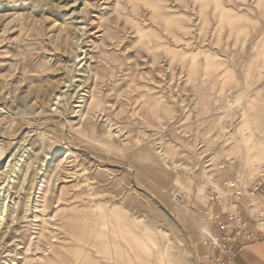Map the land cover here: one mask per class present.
Masks as SVG:
<instances>
[{"label": "rangeland", "instance_id": "obj_1", "mask_svg": "<svg viewBox=\"0 0 264 264\" xmlns=\"http://www.w3.org/2000/svg\"><path fill=\"white\" fill-rule=\"evenodd\" d=\"M227 181L257 213L264 0H0V264H205Z\"/></svg>", "mask_w": 264, "mask_h": 264}, {"label": "built area", "instance_id": "obj_2", "mask_svg": "<svg viewBox=\"0 0 264 264\" xmlns=\"http://www.w3.org/2000/svg\"><path fill=\"white\" fill-rule=\"evenodd\" d=\"M237 181L224 182L223 192L211 196L207 215L212 223L208 234L210 254L205 264H229L246 248L264 242V206L253 214V202ZM261 186L250 190L254 195ZM244 201V202H243Z\"/></svg>", "mask_w": 264, "mask_h": 264}, {"label": "crops", "instance_id": "obj_3", "mask_svg": "<svg viewBox=\"0 0 264 264\" xmlns=\"http://www.w3.org/2000/svg\"><path fill=\"white\" fill-rule=\"evenodd\" d=\"M261 191L254 194V196L264 206V189ZM229 264H264V242L241 251L236 259Z\"/></svg>", "mask_w": 264, "mask_h": 264}, {"label": "bare ground", "instance_id": "obj_4", "mask_svg": "<svg viewBox=\"0 0 264 264\" xmlns=\"http://www.w3.org/2000/svg\"><path fill=\"white\" fill-rule=\"evenodd\" d=\"M68 153V152H67ZM60 162H61V160H60Z\"/></svg>", "mask_w": 264, "mask_h": 264}]
</instances>
